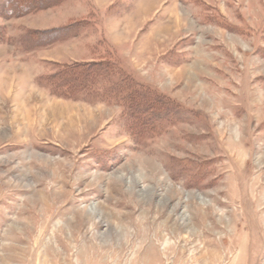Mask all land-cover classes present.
<instances>
[{
  "label": "rangeland",
  "instance_id": "rangeland-1",
  "mask_svg": "<svg viewBox=\"0 0 264 264\" xmlns=\"http://www.w3.org/2000/svg\"><path fill=\"white\" fill-rule=\"evenodd\" d=\"M102 60L85 92L47 81ZM125 77L187 116L142 129ZM0 264H264V0L0 14Z\"/></svg>",
  "mask_w": 264,
  "mask_h": 264
},
{
  "label": "trees",
  "instance_id": "trees-1",
  "mask_svg": "<svg viewBox=\"0 0 264 264\" xmlns=\"http://www.w3.org/2000/svg\"><path fill=\"white\" fill-rule=\"evenodd\" d=\"M66 0H5L0 3V14L6 18H21L40 11H45L56 7ZM79 23L72 26H66L51 31H34L31 43L28 45L34 47L52 46L56 43L66 42L68 39L78 37L77 28ZM111 61L102 60L100 62L75 63L69 64L50 76L47 81L55 86V89H64L61 96H71L70 92L75 94L85 92L97 83L98 79H104L109 75L112 68ZM128 78H124L123 83H127ZM124 84V85H125ZM130 93L126 98L128 101V113L135 120L140 121L141 128H149L158 121H183L186 111L179 105L163 99L162 96L151 93L148 90H142L139 86L131 87ZM146 115L143 121V116ZM143 121V122H142ZM157 121V122H156Z\"/></svg>",
  "mask_w": 264,
  "mask_h": 264
}]
</instances>
